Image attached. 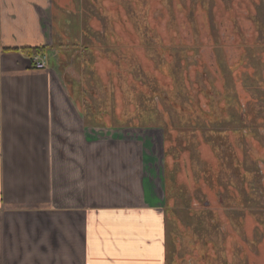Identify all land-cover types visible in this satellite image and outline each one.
<instances>
[{"label": "rangeland", "instance_id": "374dc122", "mask_svg": "<svg viewBox=\"0 0 264 264\" xmlns=\"http://www.w3.org/2000/svg\"><path fill=\"white\" fill-rule=\"evenodd\" d=\"M56 1L47 65L96 138L152 151L170 257L264 264V0Z\"/></svg>", "mask_w": 264, "mask_h": 264}, {"label": "crops", "instance_id": "0c3cea01", "mask_svg": "<svg viewBox=\"0 0 264 264\" xmlns=\"http://www.w3.org/2000/svg\"><path fill=\"white\" fill-rule=\"evenodd\" d=\"M55 3L0 0V264H176L152 151L96 138L51 64L31 67Z\"/></svg>", "mask_w": 264, "mask_h": 264}, {"label": "built area", "instance_id": "2783aa9c", "mask_svg": "<svg viewBox=\"0 0 264 264\" xmlns=\"http://www.w3.org/2000/svg\"><path fill=\"white\" fill-rule=\"evenodd\" d=\"M31 64L34 70H46L47 61L42 55H35L31 59Z\"/></svg>", "mask_w": 264, "mask_h": 264}, {"label": "trees", "instance_id": "16d2710c", "mask_svg": "<svg viewBox=\"0 0 264 264\" xmlns=\"http://www.w3.org/2000/svg\"><path fill=\"white\" fill-rule=\"evenodd\" d=\"M25 52H27V54L31 57L35 56V55H41L42 53H44V48H37V49H25Z\"/></svg>", "mask_w": 264, "mask_h": 264}]
</instances>
